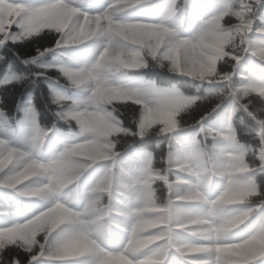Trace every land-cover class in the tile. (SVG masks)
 <instances>
[{"label": "clouds", "instance_id": "9594fccd", "mask_svg": "<svg viewBox=\"0 0 264 264\" xmlns=\"http://www.w3.org/2000/svg\"><path fill=\"white\" fill-rule=\"evenodd\" d=\"M0 264H264V0H0Z\"/></svg>", "mask_w": 264, "mask_h": 264}]
</instances>
